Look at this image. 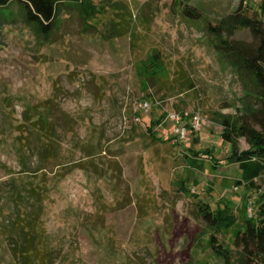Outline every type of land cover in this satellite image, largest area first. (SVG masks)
Listing matches in <instances>:
<instances>
[{"label":"rangeland","instance_id":"obj_1","mask_svg":"<svg viewBox=\"0 0 264 264\" xmlns=\"http://www.w3.org/2000/svg\"><path fill=\"white\" fill-rule=\"evenodd\" d=\"M239 1L92 0L90 16L69 7L48 39L17 6L5 9L15 18L0 29V207L9 209L4 181L27 176L14 140L33 135L23 113L32 107L38 115L37 105L50 99L41 111L59 135V154L35 176L47 172L44 223L56 243L86 264H225L210 244L216 234L241 264L234 237L264 197L238 183L237 165L225 159L230 143L214 111L234 102L241 86L209 30ZM261 1L247 0L246 13L254 16ZM232 39L257 44L249 28ZM146 99L148 112L140 108ZM172 109L199 110L200 132L177 140ZM39 166L34 156L32 167ZM201 201L228 208L231 222L209 228L196 214ZM11 262L0 229V264Z\"/></svg>","mask_w":264,"mask_h":264},{"label":"trees","instance_id":"obj_2","mask_svg":"<svg viewBox=\"0 0 264 264\" xmlns=\"http://www.w3.org/2000/svg\"><path fill=\"white\" fill-rule=\"evenodd\" d=\"M246 1L240 0L233 12L209 26L216 38L214 49L220 62L231 68L241 86V93L235 101L220 103L214 113L221 118V137L230 143V153L225 159L228 164L237 165L240 177L238 183H244L249 190L263 198L264 195L259 193L262 188L259 180L264 179V0L254 16L246 13ZM15 6L35 31L46 39L59 28L60 18L69 7H78L80 12L83 10L85 19L90 16V12L95 11L92 0H0V29L3 21L14 20L15 16L8 19L5 9L15 13ZM185 11L193 18L200 16L193 9L186 8ZM239 27L249 28L257 44L250 45L232 39ZM117 32L116 35L122 33ZM153 54L156 58L160 57L159 51ZM49 101L46 99L37 108L49 110L52 107ZM41 110H37L38 115H34L31 107L23 113V124L30 128L33 135H16L14 138L17 144L15 152L22 172L27 176L13 177L2 184L4 189L1 191L6 196L9 209L0 207V229L12 256L10 264H86L67 251L64 244L56 243L44 223L49 190L44 177L47 172L43 171L40 179L35 175L39 170H47L49 162L58 156L59 135H54L53 128L46 126L47 114ZM207 152L214 158L211 150ZM34 156L42 164L39 168L32 167ZM72 169L66 168L58 175L63 176ZM180 190L190 191L184 184ZM256 207L255 213L245 219L243 228L237 231L233 240L241 248V264H264V259H261L264 256V202ZM196 208L197 216L209 228L219 231L231 222L228 208L213 211L208 203L202 201ZM210 244L225 264H233L230 251L222 247L216 234L211 236Z\"/></svg>","mask_w":264,"mask_h":264},{"label":"built area","instance_id":"obj_3","mask_svg":"<svg viewBox=\"0 0 264 264\" xmlns=\"http://www.w3.org/2000/svg\"><path fill=\"white\" fill-rule=\"evenodd\" d=\"M151 107L152 104L148 99L140 102V108L144 111L148 112ZM167 118L174 123L177 140L186 138L191 133L200 132L204 122L203 115L199 110L190 112L172 109L168 112Z\"/></svg>","mask_w":264,"mask_h":264}]
</instances>
